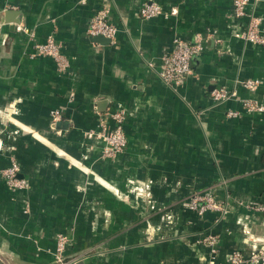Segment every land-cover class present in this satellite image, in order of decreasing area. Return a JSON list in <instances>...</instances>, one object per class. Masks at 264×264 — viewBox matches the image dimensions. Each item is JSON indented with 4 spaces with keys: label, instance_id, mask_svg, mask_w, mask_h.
<instances>
[{
    "label": "crops",
    "instance_id": "crops-1",
    "mask_svg": "<svg viewBox=\"0 0 264 264\" xmlns=\"http://www.w3.org/2000/svg\"><path fill=\"white\" fill-rule=\"evenodd\" d=\"M104 1L117 31L101 45L86 33L101 0H0V170L14 161L26 182L10 190L0 176V264H54L58 234L69 238L64 256L80 264L248 256L264 244V211L254 207L264 203V110L241 100L264 106V44L238 34L247 17L233 14L232 0ZM151 1L161 13L140 17ZM247 10L264 35V0ZM48 36L61 44V71L31 55ZM175 39L200 40L202 50L173 89L158 70ZM248 79L253 89L241 85ZM218 86L236 96L213 101ZM117 107L126 146L104 157L85 132ZM51 110L61 119L51 123ZM195 193L227 213L216 220L188 208Z\"/></svg>",
    "mask_w": 264,
    "mask_h": 264
},
{
    "label": "built area",
    "instance_id": "built-area-1",
    "mask_svg": "<svg viewBox=\"0 0 264 264\" xmlns=\"http://www.w3.org/2000/svg\"><path fill=\"white\" fill-rule=\"evenodd\" d=\"M249 0H232L233 14L237 17L246 16L247 22L245 28L238 34L247 42L254 44H264V35L260 32L261 18L255 16L252 11L247 10ZM161 7L156 2H149L139 7L138 14L142 18H150L161 13ZM110 7L107 1L101 0V5L90 17L86 33L92 37L102 35L110 39L114 38L117 28L109 18ZM20 26H17L19 29ZM202 50L200 40L184 41L175 39L172 46L160 56V68L158 70L159 77L173 89L180 81L191 74L192 68L190 60L198 55ZM31 55L47 56L53 59L59 71L66 66L65 55L61 51V44L56 42L53 37L48 36L44 42H38L33 45ZM257 84V80L248 79L243 81L241 85L247 89H253ZM211 99L215 102H222L236 96L235 89H228L224 86L214 87L210 90ZM242 106L246 111H261L264 106L251 99H242ZM229 115L235 112H229ZM50 121L54 123L61 119L58 110L49 112ZM125 120V110L115 108L102 114L98 120L97 127L85 132L88 138H97L102 142V155L104 157H114L122 152L126 146V135L123 128ZM110 121V123H109ZM53 125V124H52ZM19 167L16 162L12 161L8 166L0 170V176L10 190L26 187L23 178L18 177ZM187 207L197 211L199 214L205 211H214L217 213L216 220L223 218L227 213L225 204L216 200L210 194L195 193L188 202ZM255 209L264 211V203L254 206ZM214 236L209 237L208 243L211 245V253L217 251ZM69 238L64 234H58L53 254L54 264H80L78 259H68L64 256L65 245ZM264 262V244L255 247L248 256L242 255L238 251L232 252L226 264H259Z\"/></svg>",
    "mask_w": 264,
    "mask_h": 264
},
{
    "label": "water",
    "instance_id": "water-1",
    "mask_svg": "<svg viewBox=\"0 0 264 264\" xmlns=\"http://www.w3.org/2000/svg\"><path fill=\"white\" fill-rule=\"evenodd\" d=\"M91 41L96 42L98 44L101 45H105V44H109L110 43V39L107 37H104L102 35H95L90 37Z\"/></svg>",
    "mask_w": 264,
    "mask_h": 264
}]
</instances>
